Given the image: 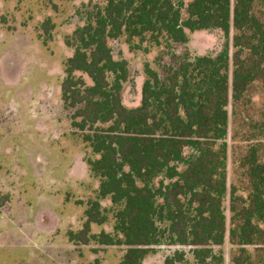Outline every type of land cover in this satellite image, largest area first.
Segmentation results:
<instances>
[{
	"label": "trees",
	"instance_id": "1",
	"mask_svg": "<svg viewBox=\"0 0 264 264\" xmlns=\"http://www.w3.org/2000/svg\"><path fill=\"white\" fill-rule=\"evenodd\" d=\"M103 1L74 32V53L63 63L61 101L73 112L72 129L98 157L85 162L99 179L83 227L67 234L69 242L124 246L119 264H143L162 245L191 248L197 264H224L214 248L227 235L228 107L242 103L255 83L264 87V0H190L186 6L174 0ZM44 28L51 30L49 20ZM214 30L225 37L219 54L180 58L163 77L146 66L141 104H123L129 65L114 58L110 41L149 35L156 44L164 38L185 45L189 34ZM239 166L248 197L231 188L232 263L255 264L247 247L264 252L259 149L251 146ZM106 200L108 210L101 204ZM106 213L113 215V233L94 234L93 225L107 223ZM184 257L175 252L164 264H180Z\"/></svg>",
	"mask_w": 264,
	"mask_h": 264
},
{
	"label": "rangeland",
	"instance_id": "2",
	"mask_svg": "<svg viewBox=\"0 0 264 264\" xmlns=\"http://www.w3.org/2000/svg\"><path fill=\"white\" fill-rule=\"evenodd\" d=\"M174 1L185 6L190 2ZM104 4L103 0H0V264H119L126 251L124 246H77L67 237L82 229L86 203L96 198L99 179L91 176L85 162L87 157H98L72 129L73 112L61 101L63 63L74 53V32ZM189 38L185 45L164 38L156 44L149 35L144 41H129L126 36L110 41L114 58L129 65L122 92L127 108L141 104L146 66L163 77L165 68L180 58L216 56L225 43L219 30L191 33ZM228 112V195L223 204L227 235L224 245L214 250L224 264H233L237 247L229 238L231 188L248 197L239 163L251 146L259 149L264 162L262 83H255L242 103H230ZM101 204L105 210L111 207L108 200ZM106 215L104 226H92L94 234L113 233V215ZM155 250L143 264H164L175 252L185 253L180 264H197L191 248L162 245ZM247 250L255 264L258 256L264 261V252Z\"/></svg>",
	"mask_w": 264,
	"mask_h": 264
}]
</instances>
